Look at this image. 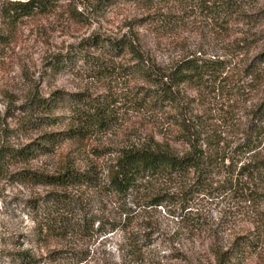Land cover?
Here are the masks:
<instances>
[{
    "label": "rangeland",
    "instance_id": "1",
    "mask_svg": "<svg viewBox=\"0 0 264 264\" xmlns=\"http://www.w3.org/2000/svg\"><path fill=\"white\" fill-rule=\"evenodd\" d=\"M29 1L0 0V147L38 149L29 159H10L0 176V264H24L23 252L38 264H207L210 230L228 245L238 232L219 200L191 198L185 211L181 197L151 206L170 188L162 180L140 197L108 188V167L120 149L161 135L164 122L154 126L162 114L135 104L147 87L131 56L115 57L90 41L134 33L151 59L170 66L199 52L224 55L249 38L256 41L253 59L264 49V0H235L244 16L223 28L198 4L149 7L137 0H41L42 9L9 24L4 12ZM65 56L71 64L55 71V59ZM38 99L57 108L49 113ZM66 168L90 170L94 183L20 178L54 177ZM191 213L206 222L193 224ZM245 264L262 263L252 257Z\"/></svg>",
    "mask_w": 264,
    "mask_h": 264
},
{
    "label": "trees",
    "instance_id": "2",
    "mask_svg": "<svg viewBox=\"0 0 264 264\" xmlns=\"http://www.w3.org/2000/svg\"><path fill=\"white\" fill-rule=\"evenodd\" d=\"M137 1L149 7L170 1L198 4L212 13L219 28L228 19L243 17L245 12L242 3L235 0ZM41 4V0L16 2L4 14L8 23L14 24L42 9ZM132 34L114 41L94 38L90 42L115 57L125 53L131 56L135 75L147 87L135 104L146 107L157 118L159 111L162 117L156 119L154 126L161 121L164 124L161 135L152 132L148 141L120 149L108 167V188L115 195L140 197L162 180L170 188L153 198L151 206H162L167 198L181 197L179 205L185 211L190 208L191 198L219 200L227 223L233 221L238 232L228 245L217 230H210L209 235L215 239L207 248L212 255L207 264H245L252 257L263 264L264 49L253 59L248 58L256 41L243 38L224 55L208 57L199 52L164 66L151 59L142 50L138 35ZM70 64L69 56L57 57L53 68L61 71ZM67 100L60 96L55 99ZM35 102L49 113L57 108L49 101ZM37 151L32 146L20 150L0 147V176L10 159H29ZM20 178L58 186L94 183L90 170L83 174L70 168L54 177L23 173ZM190 215L193 224L206 222L201 214ZM20 260L24 264H38L29 252L21 253Z\"/></svg>",
    "mask_w": 264,
    "mask_h": 264
}]
</instances>
